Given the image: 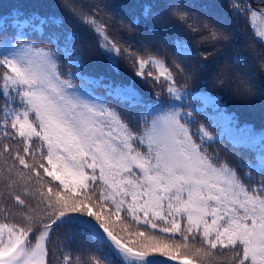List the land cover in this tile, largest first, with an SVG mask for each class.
I'll list each match as a JSON object with an SVG mask.
<instances>
[{
  "label": "snow or ice",
  "instance_id": "snow-or-ice-1",
  "mask_svg": "<svg viewBox=\"0 0 264 264\" xmlns=\"http://www.w3.org/2000/svg\"><path fill=\"white\" fill-rule=\"evenodd\" d=\"M226 6L250 25V39L222 15L193 11L191 0H148L127 29L185 32L195 48L177 36V55L195 60L200 76L219 89L249 94L264 78V0ZM110 7L97 4L81 22L100 38L101 55L117 74L123 52L152 100L135 83L86 74L76 35L60 31L55 16L16 18L12 35L0 40V264H53L54 257L58 264H264V133L232 126L218 97L189 88L196 72L187 62L169 66L147 39L136 49L110 39L108 24L97 19ZM110 100L135 114L126 118ZM198 112L221 128L218 136L202 123L193 129ZM225 136L254 151V161L235 163L210 150ZM110 217L130 218L137 230L124 231L135 239L112 229ZM57 226L88 236L89 253L57 257L49 248Z\"/></svg>",
  "mask_w": 264,
  "mask_h": 264
},
{
  "label": "trees",
  "instance_id": "trees-1",
  "mask_svg": "<svg viewBox=\"0 0 264 264\" xmlns=\"http://www.w3.org/2000/svg\"><path fill=\"white\" fill-rule=\"evenodd\" d=\"M146 2L148 0H0V24L6 25L8 29L6 32L0 31V40L5 35H12L13 21L16 18H30L34 13L41 16H55L62 21L60 31H63L65 34L74 33L76 35L77 39L73 40L72 43L82 50L86 74L93 77L104 76L124 84L135 83L141 95L147 100H152L155 98L152 88L135 76L136 69L129 60L124 58L123 52L119 60L120 71L117 74L110 69L108 62L101 55V50L98 47L100 38L93 33L89 26L81 22L84 16H91L92 9L97 4L108 3L111 5L110 9H102L97 19L103 18L104 22L108 24V36L110 39L116 40L122 48L126 46L125 42L132 44L134 49L139 47L138 41L140 39H147L150 41L153 51L163 56L169 66L173 62H187L196 72V76L188 81L189 88L199 93H208L218 97L220 101L219 111L225 116L233 118L232 126L244 127L247 125L258 134L264 133V78H258L257 87H254L253 91L249 94H236L232 91L225 92L215 85L210 76H200V69L196 68V61L190 56L186 57L175 53L172 41L177 36L188 40L193 45V48H195V41L185 32L157 27L155 30L156 35H152L151 33H145L143 25H141L140 28H133L130 33L127 26L134 17L141 16V6ZM191 3L194 5L193 11L202 9L210 13L222 15L231 21L232 27L237 29L242 37L249 36L248 29L250 25L240 17H233L230 14L226 6V0H191ZM253 4L255 6V0H253ZM109 11L115 13L114 20H108L107 13ZM27 30L31 31V27H28ZM48 31L49 28L46 26L45 34ZM237 50L240 49L238 48ZM140 54L142 55L143 53ZM130 59L134 62L135 55ZM61 65L65 71L68 70L63 55H61ZM146 71H154V69L149 66ZM178 79L182 82V78ZM76 83L79 84L80 81H76ZM93 90L101 96L105 95L103 88H94ZM163 99L166 100L167 97L164 96ZM109 102L116 106L126 118L135 114L136 110L128 108L126 105L119 104L113 100ZM194 103L196 107L201 106L198 100ZM206 111L209 116L216 115V112L211 107ZM195 116L197 125H193L194 130L196 126L202 123L214 137L220 134L221 128L212 126L213 121L205 119L203 112L195 113ZM210 150H219L222 156L228 157L235 163L243 162L246 164L249 160L254 161L256 155L254 151L247 147H234L229 142L227 136L216 140L210 146ZM243 171L247 172L248 169L245 168ZM94 210L102 211L100 208H95ZM105 215L107 216L108 213H105ZM107 222L117 233L125 235L128 239H135L128 236L127 232L124 231V229H127L128 232L137 230L130 218L116 221L110 217ZM139 230L144 231L145 229L140 228ZM69 237H72V240L70 246H66ZM49 248L57 250V257H62L64 254L70 252L75 260L78 256H81V249H83L84 255L89 253L92 248V241L88 236L81 235L78 228L57 226L52 232ZM177 254H183L182 250L178 251ZM53 264H58V260L55 257L53 258Z\"/></svg>",
  "mask_w": 264,
  "mask_h": 264
},
{
  "label": "rangeland",
  "instance_id": "rangeland-1",
  "mask_svg": "<svg viewBox=\"0 0 264 264\" xmlns=\"http://www.w3.org/2000/svg\"><path fill=\"white\" fill-rule=\"evenodd\" d=\"M174 264H177V262H174Z\"/></svg>",
  "mask_w": 264,
  "mask_h": 264
}]
</instances>
